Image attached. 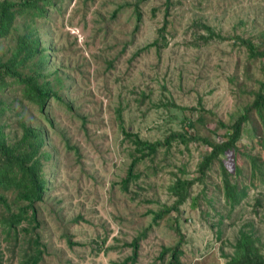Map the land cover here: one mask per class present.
<instances>
[{
    "label": "rangeland",
    "instance_id": "374dc122",
    "mask_svg": "<svg viewBox=\"0 0 264 264\" xmlns=\"http://www.w3.org/2000/svg\"><path fill=\"white\" fill-rule=\"evenodd\" d=\"M50 1L34 25L50 50L48 71L64 80L48 78L62 99L40 112L19 87L0 92L7 137L21 138L24 121L42 130L51 155L42 162L46 188L35 222L18 225L19 239L13 234L9 244L0 225L2 264H21L35 238L44 247L41 264H170L165 248L180 241L184 264H229L243 232L264 255V128L256 113L242 128L240 154L220 157L240 170L233 177L247 199L229 206L219 161L198 174L211 151L204 141L222 142L264 86V0ZM18 22L20 30L0 41L4 60L30 20ZM205 27L216 37L208 40ZM121 123L145 142L165 143L174 133L197 140L140 162L126 190L134 147ZM184 174L195 181L187 202L157 222L176 202L171 185ZM1 192L11 208L0 203V220L28 205L18 189Z\"/></svg>",
    "mask_w": 264,
    "mask_h": 264
},
{
    "label": "trees",
    "instance_id": "16d2710c",
    "mask_svg": "<svg viewBox=\"0 0 264 264\" xmlns=\"http://www.w3.org/2000/svg\"><path fill=\"white\" fill-rule=\"evenodd\" d=\"M41 2L43 3L42 5L40 4ZM46 2L48 3L47 6L52 4L50 0H3L0 3V41L9 38L14 32L20 30L18 28V20L20 18L30 20V23L25 24V32L18 35L17 44L12 55L7 60L0 57V92L7 90L10 86H17L22 92L24 99L35 104L40 112L44 111L52 98L62 99L53 81L48 78L56 76L55 81L58 84L64 83V80L58 76V71L54 73L48 71L50 66L48 52L50 50L47 46H44L38 28L34 25L35 19L43 17L48 11L45 5ZM140 14V12H137L138 19ZM164 29L162 28L161 31ZM205 30L208 33V37H211L208 40L216 37V33L211 28L205 27ZM250 45L252 53L257 54V47L253 44ZM260 55L264 56V53ZM8 108L5 101H0V117L4 115ZM198 113L203 115L204 111L199 110ZM253 113L257 114L261 126L264 128V86L260 92L256 93L254 102L245 109V113L228 127V132L224 133L222 142L204 141L211 151L200 163L198 174L206 175L216 161L220 162L225 196L231 208L247 199L248 192L246 189L239 187L233 177V175L240 174L237 166L231 169L230 164L223 162L220 157L230 158L232 154H240L236 144L240 136H242L243 126L253 121L251 116ZM120 126L125 140L134 147V159L127 177L123 180L124 189L126 190L129 188L131 181L137 178L134 169L140 162L157 156L166 145L171 147L177 141L187 145L189 141L197 140L195 136L174 133L166 139L165 143L145 142L140 139L139 135L127 132L123 123ZM188 127L192 129L195 128V125L189 121ZM19 128L23 130L22 137L19 139L14 138V140L9 139L0 118V203L7 205L10 210L11 207L8 204V200L1 190L10 191L13 189H18L19 201L28 203V205L22 206L18 213L10 212L9 215L3 216L0 220V225L3 226V233L7 237L4 242H7V244H9L8 242L11 239L8 237L13 234H16V240L18 241L17 226L24 220L35 222L37 211L34 206L42 199V193H44L46 188L42 162L51 158V155L43 150L45 140L40 128L29 127L24 121H21ZM261 132V144L264 150V129ZM258 160H260L258 156L252 159L254 176L258 168ZM194 182V180L189 178L188 174H184V178H176L171 185V192L176 198V202L172 207H166L157 215V222L171 213L180 212L181 206L189 198L190 189ZM31 209L34 212L30 217L28 213ZM32 244L35 245V249L31 245L26 250L23 255L24 261L21 264H41L44 247L42 248L41 241L36 238ZM181 245L182 241L175 248H165V252H170L171 254L170 264H184L180 260L182 254ZM131 247L133 248V255L130 259L135 262L139 255V240H135ZM1 255L2 252L0 251V264H2ZM229 264H264V255L255 246L251 235L244 232L240 234L234 245V252Z\"/></svg>",
    "mask_w": 264,
    "mask_h": 264
}]
</instances>
